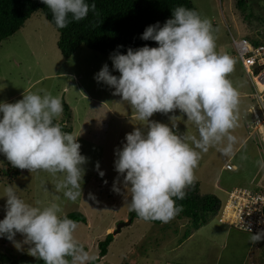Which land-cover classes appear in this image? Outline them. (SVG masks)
I'll return each instance as SVG.
<instances>
[{
    "label": "clouds",
    "instance_id": "clouds-1",
    "mask_svg": "<svg viewBox=\"0 0 264 264\" xmlns=\"http://www.w3.org/2000/svg\"><path fill=\"white\" fill-rule=\"evenodd\" d=\"M41 3L57 29L86 19L96 7L87 0ZM140 39L157 46L129 47L126 54L117 50L109 59L120 75L111 74L105 63L94 79L113 88V95L146 122L127 133L126 142L114 150V168L123 177L129 212L144 221L167 223L183 211L177 201L185 198L186 188L192 185L201 154L218 146L223 156L234 155L237 137L232 132L239 126L240 100L228 76L235 60L216 50L211 21L184 6L174 8L162 26L157 22L146 27ZM176 110L195 126L198 135L178 134L175 115L169 117L171 126L149 119L155 113ZM62 112L61 98L47 92L24 93L14 103L0 101V154L13 168L61 176L56 190L75 203L82 197V166L87 158L80 152L77 136L55 122ZM116 183L113 191L119 194ZM3 192L0 199L6 197V203L0 238L13 241L19 249L21 243L15 242V236L22 234L23 244L30 246L28 254L44 264H95L98 260L76 240L78 222L63 214L59 204L33 206L16 194L13 185L5 186ZM89 199L95 197L89 194ZM261 241L264 232L250 237L253 245Z\"/></svg>",
    "mask_w": 264,
    "mask_h": 264
},
{
    "label": "rangeland",
    "instance_id": "rangeland-1",
    "mask_svg": "<svg viewBox=\"0 0 264 264\" xmlns=\"http://www.w3.org/2000/svg\"><path fill=\"white\" fill-rule=\"evenodd\" d=\"M191 1L200 16L211 21L216 50L235 60L234 71L228 76L240 100L239 126L232 132L237 137L234 155L225 157L218 146L210 147L201 154L194 169L193 182L198 184L200 193L214 195L223 203L225 191L247 185L254 177L258 181L264 175V143L252 137L251 130L248 132L245 126L246 122L251 126L253 121L250 112L254 106L253 87L232 44L233 37L240 40L243 36L264 43V0H248L245 13L238 10V0ZM58 40L57 30L37 12L22 30L0 44V101L14 103L24 93L47 92L59 96L62 104L65 102L70 107L72 119L68 127L77 136L81 154L87 158L82 166V197L75 203L64 198L63 192L55 188L62 177L45 171L27 170L14 183H7L1 172L10 163L3 154H0V196L4 195L5 186L13 185L16 194L33 206L57 203L66 216L83 214L87 222L78 224L74 236L86 251L98 257L95 264H264V245H253L251 233L222 224L221 212L211 215L198 230L177 216L163 223L164 227L136 219L122 228L118 237L114 236L107 256L103 260L99 258L97 245L108 235L107 227L114 225L109 233L114 234L130 219L123 177L114 168V150L126 142L127 133L146 122L140 121L134 110L121 102L120 96L113 95V88L94 79L105 63L111 74L120 75L113 70L109 57L82 47L66 59L58 49ZM173 115L177 116L178 134L198 135L195 126L179 110L155 113L149 119L171 126L168 118ZM63 117L62 112L56 121L60 123ZM228 164L236 169L226 170ZM114 182L121 189L119 194L113 191ZM261 184L264 186V178ZM89 194L95 199H89ZM5 203L6 197L0 199V220L5 216ZM23 240V235L17 233L15 242L21 243L17 249L13 241L0 238V264H44L28 254L30 246L23 244Z\"/></svg>",
    "mask_w": 264,
    "mask_h": 264
},
{
    "label": "trees",
    "instance_id": "trees-1",
    "mask_svg": "<svg viewBox=\"0 0 264 264\" xmlns=\"http://www.w3.org/2000/svg\"><path fill=\"white\" fill-rule=\"evenodd\" d=\"M247 1H237V8L240 12L245 13ZM87 2L95 4V11H90L87 18L79 22L71 21L69 17L71 22L68 26L64 29H57L52 22L49 9L41 3V0H0V44L16 35L35 13L40 12L57 30L58 49L64 58H71L82 47L109 57L117 50L121 54H126L129 47L133 49L144 45L156 47L157 44L154 41L141 40V34L146 27L157 22L162 26L167 19L172 17V10L177 6H184L199 13L191 0H87ZM250 41L255 45L259 44V40ZM120 45L123 47L118 49L117 46ZM63 113V120L60 123L55 122L61 126L63 131L72 134V130L68 127L72 119L71 109L65 102ZM4 167L1 175L9 184L14 183L24 171H27L13 168L11 164ZM185 191V198L177 201V204L183 207V211L177 217L186 219L195 229L198 230L207 224L211 215L221 212L222 202L214 195H202L197 183L193 182ZM67 217L77 221L78 224L87 222L86 217L78 212L69 214ZM136 219L142 220L134 212H130V225ZM146 222L163 224L160 221ZM114 238V234H108L104 240L98 242L100 259L107 256ZM259 245H264V241H261Z\"/></svg>",
    "mask_w": 264,
    "mask_h": 264
},
{
    "label": "built area",
    "instance_id": "built-area-1",
    "mask_svg": "<svg viewBox=\"0 0 264 264\" xmlns=\"http://www.w3.org/2000/svg\"><path fill=\"white\" fill-rule=\"evenodd\" d=\"M236 56L253 87L250 112L253 121L250 128L253 136L264 143V44H253L249 39L232 38ZM228 164L226 170L233 171ZM236 169V168H235ZM220 222L239 231L257 234L264 232V186L252 188H234L228 193V199L221 211Z\"/></svg>",
    "mask_w": 264,
    "mask_h": 264
},
{
    "label": "crops",
    "instance_id": "crops-1",
    "mask_svg": "<svg viewBox=\"0 0 264 264\" xmlns=\"http://www.w3.org/2000/svg\"><path fill=\"white\" fill-rule=\"evenodd\" d=\"M243 37H245V36H243ZM177 111V110H176ZM169 119V118H168ZM247 123V122H246ZM246 126V125H245ZM246 129L248 130V132H250V129H248L247 127H246ZM175 131H177L176 129H174ZM252 134V137H254L253 136V133H251ZM257 140H259L260 141V139H257ZM257 140H255V141H257ZM244 142H246V141H244ZM260 151V150H259ZM235 167V166H234ZM236 168V167H235ZM263 178H264V175L262 176V179H260V180H258V181H255V177H254V179L252 180V181H250V182H248V183H246L247 185H241V186H238V187H235V188H252V187H255V186H263L261 183H263ZM234 189V188H233ZM229 193V192H228ZM226 191H225V195H226V199H225V201L222 203V206H224L225 204H226V202H227V198H228V196H227V194H228ZM130 220V219H129ZM161 227H164L163 225L161 226ZM113 230H114V225H110L109 227H107V229H106V234H109V233H112L113 232ZM116 237H118V235L116 236ZM115 237V238H116ZM115 240V239H114ZM101 260H103V259H101Z\"/></svg>",
    "mask_w": 264,
    "mask_h": 264
},
{
    "label": "water",
    "instance_id": "water-1",
    "mask_svg": "<svg viewBox=\"0 0 264 264\" xmlns=\"http://www.w3.org/2000/svg\"><path fill=\"white\" fill-rule=\"evenodd\" d=\"M130 222H131V221L129 220L127 223L121 224V225L118 227L117 231L114 232V236L117 235V234H119L120 231L122 230V228L129 226V225H130Z\"/></svg>",
    "mask_w": 264,
    "mask_h": 264
}]
</instances>
